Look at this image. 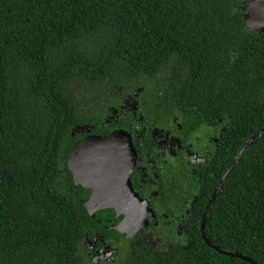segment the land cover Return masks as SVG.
Wrapping results in <instances>:
<instances>
[{"label":"trees","instance_id":"1","mask_svg":"<svg viewBox=\"0 0 264 264\" xmlns=\"http://www.w3.org/2000/svg\"><path fill=\"white\" fill-rule=\"evenodd\" d=\"M246 5L0 0V264H94L87 241L98 234L96 249L116 246V264H250L215 251L200 234L221 176L264 126V31L248 27ZM132 95L152 126L168 127L177 116L184 140L225 123L193 175V167L170 164L199 192L185 243L169 229L156 242L106 229L75 194L68 158L78 133L122 126L123 119L108 117ZM204 233L223 250L264 264V132L221 185Z\"/></svg>","mask_w":264,"mask_h":264},{"label":"flooded vegetation","instance_id":"2","mask_svg":"<svg viewBox=\"0 0 264 264\" xmlns=\"http://www.w3.org/2000/svg\"><path fill=\"white\" fill-rule=\"evenodd\" d=\"M133 94L138 95L136 91ZM134 95L128 96L117 108H111L113 112L111 111L108 118L113 121L123 119L122 126L114 127L104 135L85 133L89 126H84L85 130L78 133L83 136L76 144L91 136L105 138L109 146L115 144V155L110 161L119 164L124 175L130 168L131 186L143 202L136 210L137 228L130 234H137V237L134 236L136 241H160L165 239L167 231L170 230L175 231L185 243L184 225L192 218L193 203L199 192L198 188L182 179L178 172L173 174L170 164L177 161L179 165L193 167V175L194 166L206 161L219 143L225 133V123L206 124L197 130L191 139L184 140L180 135L181 124L177 121V116L168 118V127L152 126L150 122H146L148 120L144 121ZM128 101H133V104ZM130 111L134 113L132 118L128 116ZM107 123L108 121L105 124ZM190 185L194 188L191 189ZM101 239L103 237L98 234L95 242H102ZM96 243L91 248L94 249L93 255L107 244L101 243L99 249H96Z\"/></svg>","mask_w":264,"mask_h":264},{"label":"water","instance_id":"3","mask_svg":"<svg viewBox=\"0 0 264 264\" xmlns=\"http://www.w3.org/2000/svg\"><path fill=\"white\" fill-rule=\"evenodd\" d=\"M245 3H247L245 7L247 12L244 21L248 27L255 32L264 31V0H245ZM263 132L264 126L247 140L231 161L206 206L200 224L201 237L209 247L226 256L246 260L250 264L257 263L248 256L229 252L214 245L205 236L204 225L221 185L237 160ZM114 145L109 146L105 138L87 137L72 147L68 162L74 175L75 193L89 215L102 227L115 229L123 236H130L134 228H137L136 210L142 206L143 202L131 186L130 168L124 175L119 164H113L110 161V158L115 155ZM116 152L119 153V151Z\"/></svg>","mask_w":264,"mask_h":264},{"label":"rangeland","instance_id":"4","mask_svg":"<svg viewBox=\"0 0 264 264\" xmlns=\"http://www.w3.org/2000/svg\"><path fill=\"white\" fill-rule=\"evenodd\" d=\"M128 103L133 104V101H128ZM95 243H96L95 241H92V242L87 241V247L92 248V245H94ZM120 244L121 245H119V246L121 248L127 249L126 240L122 239L120 241ZM114 247H116V246L104 244L103 247H101L98 250V252H96V254L91 256V262L94 264H116L118 262V259H116V258H118V257L114 258L117 254L116 253L117 249Z\"/></svg>","mask_w":264,"mask_h":264}]
</instances>
